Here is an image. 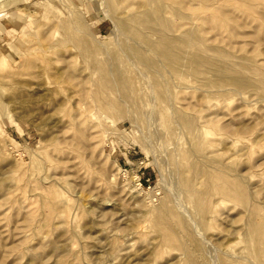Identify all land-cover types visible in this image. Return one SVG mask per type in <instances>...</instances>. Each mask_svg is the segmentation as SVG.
<instances>
[{
	"label": "rangeland",
	"instance_id": "1",
	"mask_svg": "<svg viewBox=\"0 0 264 264\" xmlns=\"http://www.w3.org/2000/svg\"><path fill=\"white\" fill-rule=\"evenodd\" d=\"M0 264H264V0H0Z\"/></svg>",
	"mask_w": 264,
	"mask_h": 264
}]
</instances>
